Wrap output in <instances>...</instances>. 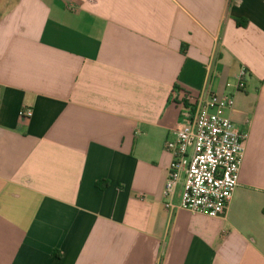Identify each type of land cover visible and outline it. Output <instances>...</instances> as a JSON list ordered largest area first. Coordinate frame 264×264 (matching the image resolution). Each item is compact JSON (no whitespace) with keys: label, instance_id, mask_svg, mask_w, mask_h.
Instances as JSON below:
<instances>
[{"label":"crops","instance_id":"crops-1","mask_svg":"<svg viewBox=\"0 0 264 264\" xmlns=\"http://www.w3.org/2000/svg\"><path fill=\"white\" fill-rule=\"evenodd\" d=\"M203 91L247 133L218 218L164 194ZM0 264H264V0H0Z\"/></svg>","mask_w":264,"mask_h":264},{"label":"built area","instance_id":"built-area-1","mask_svg":"<svg viewBox=\"0 0 264 264\" xmlns=\"http://www.w3.org/2000/svg\"><path fill=\"white\" fill-rule=\"evenodd\" d=\"M248 74L241 70L240 87L245 86ZM179 101L188 113L175 130V138L165 143L171 163L164 194L171 199L182 182L179 208L218 218L239 186L247 133L227 114L235 106L233 96L184 92ZM19 115L29 119L33 110L24 107Z\"/></svg>","mask_w":264,"mask_h":264},{"label":"trees","instance_id":"trees-1","mask_svg":"<svg viewBox=\"0 0 264 264\" xmlns=\"http://www.w3.org/2000/svg\"><path fill=\"white\" fill-rule=\"evenodd\" d=\"M238 26L245 27L247 25L246 21H237ZM185 49H183V53H185Z\"/></svg>","mask_w":264,"mask_h":264}]
</instances>
